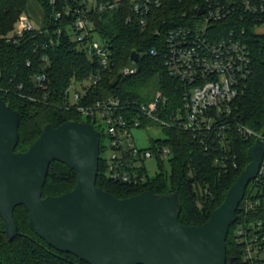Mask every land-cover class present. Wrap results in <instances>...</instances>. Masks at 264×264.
<instances>
[{
  "label": "trees",
  "instance_id": "trees-1",
  "mask_svg": "<svg viewBox=\"0 0 264 264\" xmlns=\"http://www.w3.org/2000/svg\"><path fill=\"white\" fill-rule=\"evenodd\" d=\"M56 1L53 4L51 0H36L45 17L56 12L63 3V0ZM100 1H106L109 5L111 0ZM201 2L203 0H164L160 7H154L147 15L145 27L141 26L139 16L133 10V0H114L113 5L93 14L95 30L109 48L113 63L111 70L104 72L103 81L95 88V93L108 89L122 99L148 103L157 91H162L170 97L169 108L179 105L181 84L165 65L164 40L171 27L185 22L183 13ZM28 11L29 0H0V36L10 32L20 15ZM238 11L234 23L238 30H245L242 36L250 49L252 73L243 93L235 99L234 117L255 131L264 132V33L255 29L264 18L260 21L256 16L244 14L242 9ZM51 35L50 29V34L28 33L15 43L0 42V86L10 89L8 93L0 90V98L20 113L18 151L28 150L46 124L59 126L66 121H81V114L74 107L66 108L64 91L73 77L89 79L92 74L101 71L98 62L67 36H63L57 45L52 46L48 42L46 47H38L40 41H47ZM153 49L158 50L156 55L152 54ZM133 50L139 56L138 71L123 76L119 70L131 60ZM44 55L48 57L47 62L42 60ZM41 72L47 73L50 86L46 102L30 97H42L33 80ZM164 132L166 138L153 140L152 145L159 143L161 147L171 149L167 159L169 172L164 170L165 161L161 159L159 172L142 185H130L107 178L104 160L100 157L96 184L119 198L144 190L159 194L177 191L182 199L180 222L184 225H201L224 201L228 189L250 162L247 151L255 138H244L238 131L232 130L229 133L230 159L224 168L221 163L215 162L222 153L219 148L206 150L205 145L190 132L176 128L165 129ZM232 158L237 162L236 167L230 164ZM76 182V171L55 161L50 165L43 195H60L72 190ZM251 183L252 187L249 188ZM60 185L69 187L57 191L56 187ZM249 185L237 210L238 219L229 229L226 264H264V180L262 183L252 180ZM249 198L259 202L253 210L245 212L244 203ZM198 202L203 204L202 210ZM14 217L19 231L9 240L0 215V264H89L72 253L55 249L32 231L25 206H17ZM240 229L244 233L240 234ZM249 245H253L252 249L259 248V252L253 253L252 257H248Z\"/></svg>",
  "mask_w": 264,
  "mask_h": 264
},
{
  "label": "built area",
  "instance_id": "built-area-1",
  "mask_svg": "<svg viewBox=\"0 0 264 264\" xmlns=\"http://www.w3.org/2000/svg\"><path fill=\"white\" fill-rule=\"evenodd\" d=\"M163 2L133 0V10L138 14L142 27L146 26L150 11L160 7ZM51 3L56 4L57 1L51 0ZM113 3L114 0L109 5L100 0H63L56 12L44 16L41 25H34L30 17L23 13L12 30L0 36V42L5 40L15 43L28 33L50 34L51 29L52 35L47 41H40L38 47H46L48 42L52 46L57 45L63 36H67L98 62L101 71L92 74L89 79L78 80L73 77L64 91V97L66 108L74 107L78 113L85 115L87 120L84 122L90 121L100 131L101 140L106 132L111 155L109 158L101 156L103 146L100 142V157L104 160L107 178L130 185H142L152 177L147 161L153 158L160 168L161 159L166 161L170 156L171 149L161 147L159 143H151L146 149L138 147L133 135L136 128L154 125L161 126L163 130L176 128L190 132L205 145L206 150H222L215 162L221 163L224 168L230 159L229 133L232 130L238 131L244 138H255V142L258 139L264 141V132H257L234 117L235 99L243 93L252 73L250 49L242 36L245 30L237 29L235 14L242 9L244 14L256 16L261 21L264 18V0H203L189 12L183 13V17H186L184 23L176 24L167 31L164 62L169 73L181 84L180 104L172 109L168 107L170 97L162 91H157L148 103L122 99L108 89L95 93V88L103 81L104 72L111 70L113 63L109 48L95 30L92 15L104 11ZM200 9H203V13H199ZM260 24L263 25L264 21ZM151 52L156 55L158 50L153 49ZM42 60L47 62L48 57L44 55ZM137 71V65H125L119 73L126 76ZM33 80L42 92V97L30 96L31 99L46 102L50 87L47 73H38ZM0 90L10 92V89L2 86ZM230 164L237 166L233 158ZM263 180L264 158L254 181L262 183ZM258 202L246 199L245 212L253 210ZM239 233H244V230L240 229ZM252 246L248 247V257L259 252L258 246L255 249Z\"/></svg>",
  "mask_w": 264,
  "mask_h": 264
},
{
  "label": "water",
  "instance_id": "water-1",
  "mask_svg": "<svg viewBox=\"0 0 264 264\" xmlns=\"http://www.w3.org/2000/svg\"><path fill=\"white\" fill-rule=\"evenodd\" d=\"M131 59L138 60L136 50ZM20 119L0 98V215L9 240L19 231L14 210L23 205L32 231L89 264H226L229 229L238 219L247 186L259 173L264 141L248 148L250 162L209 219L184 225L177 191L144 190L119 198L97 186L101 133L91 123L46 124L28 150L18 151ZM55 161L75 170L77 182L70 191L44 196Z\"/></svg>",
  "mask_w": 264,
  "mask_h": 264
},
{
  "label": "rangeland",
  "instance_id": "rangeland-1",
  "mask_svg": "<svg viewBox=\"0 0 264 264\" xmlns=\"http://www.w3.org/2000/svg\"><path fill=\"white\" fill-rule=\"evenodd\" d=\"M27 15L30 17L34 25L39 26L43 23L44 12L42 8L40 7V5H38L36 0H29V11ZM255 29L257 32L264 33V24L263 25L257 24ZM136 65H137V62L132 61V60L128 61L127 63V66L129 67L136 66ZM80 119L81 121L87 120L85 115H80ZM133 135H134V139H135L137 146L140 148H144V149L149 148L154 139L156 140V139L166 138V134L163 128L161 126H154V125L148 126V127L136 128L133 130ZM101 145L103 146L102 147L103 149L101 151V156L103 158H109L111 155V148L109 145V139H108L106 132L103 133ZM147 166H148L149 174L151 176H154L157 172L160 171L153 158L147 161ZM164 170H166L167 172L170 171V167H169L167 159L165 161ZM68 187H69L68 185H60L56 187V190L63 191V190H66ZM251 187H252V183L249 185V188ZM255 192L256 191H254V193ZM263 203H264V198H263ZM198 205H199L198 206L199 209L202 210L204 208L202 203L198 202Z\"/></svg>",
  "mask_w": 264,
  "mask_h": 264
}]
</instances>
